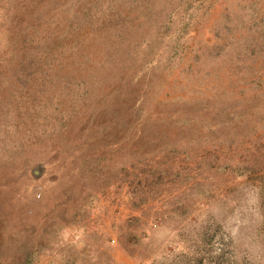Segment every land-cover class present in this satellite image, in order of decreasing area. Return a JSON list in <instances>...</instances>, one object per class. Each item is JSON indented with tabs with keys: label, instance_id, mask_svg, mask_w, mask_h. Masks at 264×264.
<instances>
[{
	"label": "rangeland",
	"instance_id": "rangeland-1",
	"mask_svg": "<svg viewBox=\"0 0 264 264\" xmlns=\"http://www.w3.org/2000/svg\"><path fill=\"white\" fill-rule=\"evenodd\" d=\"M0 264H264V0H0Z\"/></svg>",
	"mask_w": 264,
	"mask_h": 264
}]
</instances>
